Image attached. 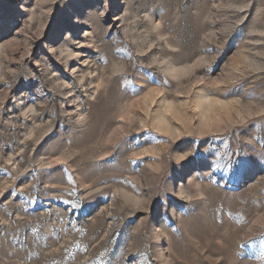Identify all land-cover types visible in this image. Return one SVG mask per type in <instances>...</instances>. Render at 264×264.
<instances>
[{
	"label": "rangeland",
	"instance_id": "374dc122",
	"mask_svg": "<svg viewBox=\"0 0 264 264\" xmlns=\"http://www.w3.org/2000/svg\"><path fill=\"white\" fill-rule=\"evenodd\" d=\"M0 264H264V0H0Z\"/></svg>",
	"mask_w": 264,
	"mask_h": 264
},
{
	"label": "snow or ice",
	"instance_id": "6c2138e0",
	"mask_svg": "<svg viewBox=\"0 0 264 264\" xmlns=\"http://www.w3.org/2000/svg\"><path fill=\"white\" fill-rule=\"evenodd\" d=\"M9 194H11V193H9Z\"/></svg>",
	"mask_w": 264,
	"mask_h": 264
}]
</instances>
